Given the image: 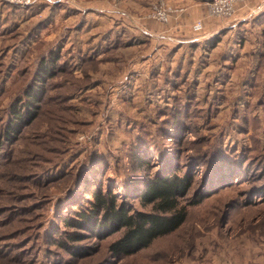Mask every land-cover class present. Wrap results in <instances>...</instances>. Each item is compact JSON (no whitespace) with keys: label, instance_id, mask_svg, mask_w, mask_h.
Here are the masks:
<instances>
[{"label":"rangeland","instance_id":"1","mask_svg":"<svg viewBox=\"0 0 264 264\" xmlns=\"http://www.w3.org/2000/svg\"><path fill=\"white\" fill-rule=\"evenodd\" d=\"M19 1L27 5L20 6ZM193 1L204 7L206 14L203 2ZM249 1L245 2L254 9L252 15L245 8L237 12L235 7L230 18L211 17L223 26L227 23L225 28L233 34L241 18L254 17L255 9L264 6V0ZM15 8L22 9V16L28 17L23 20L14 16L17 24H8L3 31L1 19L6 11ZM50 9L53 20L28 44L27 62L13 63L18 36L8 32L23 30L29 23L46 17ZM168 10L174 12L166 23L148 18L152 13ZM187 12L188 5L178 0H0V61L7 68L6 73L14 64L10 74L0 75V126L5 123V108L18 80L17 68L32 69L30 65L37 55L49 45L61 43L64 60L68 56L66 49L72 55L71 50L87 40L83 47L91 48L103 40L100 49L106 48L98 56L101 60L89 69V78L82 79L76 71L83 86L65 101L66 109L74 113L75 123H66L62 131L63 124H49L43 115L0 156V264H264V195H253L264 183L261 83L244 98V92L232 88L224 92V101L219 98L209 106L206 94L198 90L200 100L187 105L184 92L162 84L164 67L151 77L158 67L157 46L166 39H170V45L178 43L182 30L188 29L176 26L183 24ZM200 18L196 16L198 21L191 27L195 33L201 32L206 22ZM82 21L88 24L86 31L78 28ZM150 25L152 30H148ZM195 26L199 28L194 30ZM174 27L175 37L170 31ZM258 29L264 32V23ZM130 34L135 38L131 39ZM128 40L130 45L126 47ZM36 43L41 46L34 48ZM255 45L254 41L246 48L247 55ZM245 51L240 55L239 72L238 68L231 72L234 85L245 78ZM205 73L211 75L209 80L214 70ZM68 76L60 72L55 82L62 84L64 80L71 84L65 80ZM57 89L52 90L50 97ZM179 96L182 99L178 103L175 100ZM259 100L262 106H258ZM54 104L51 100L43 113H50ZM173 104L184 116V125L178 130L166 128L163 122ZM144 139L152 151L156 148L157 154L147 151L148 157L141 164L137 153L144 148ZM163 152L170 158L171 170L175 166L177 173H193L191 196L201 188L199 202L188 209L186 221L178 230L155 240L148 249L119 260L106 252L107 244L116 235L102 241L84 239L82 244L95 245V251L84 259L68 256L57 247L59 235L73 230L59 218L70 216L73 206L69 204L80 199L88 185L93 188L98 182L103 187L111 183L115 191L124 194L129 178L148 177L162 168L158 153ZM148 161L150 164H146ZM229 165L234 166V172L227 170ZM129 203L141 209L136 199Z\"/></svg>","mask_w":264,"mask_h":264},{"label":"trees","instance_id":"2","mask_svg":"<svg viewBox=\"0 0 264 264\" xmlns=\"http://www.w3.org/2000/svg\"><path fill=\"white\" fill-rule=\"evenodd\" d=\"M19 10L22 9L18 8L17 10L15 8L5 12L1 19L3 23L0 22L3 31L8 24L11 26L17 24L14 16L17 15V18L23 20L28 17V15L22 16ZM46 14V17L43 16L37 22L29 23L23 30L17 29L8 32L18 36L17 43L14 45L13 63L16 61L22 65L27 62L25 57L29 55V52H26L29 51L27 50L28 44L35 38V33L41 31L53 20L51 9ZM252 23L251 26L255 27L256 32L241 23L235 28L233 34H231V29H225L216 36L201 42H183L174 48L160 46L159 53L156 54L155 58L158 67L151 74V77H155V73L159 74L164 67L165 73L162 76V84L166 88L171 87L177 90V92H184L187 105L193 100L194 103L200 100L198 90L206 94L208 106L212 105L216 99L222 100L225 95L224 92L230 91L232 88H236L238 92H244L242 96L244 98L248 96V91L257 90L259 83H261V94L264 95V44L259 40L263 38L261 40L264 41V32L262 29L256 28L258 24L264 23V11H261ZM87 26L88 24L82 21L78 28L80 31H86ZM130 35L131 39L135 38V35ZM254 36L255 38L252 40ZM69 37L67 36V39ZM254 41L256 45L253 50L250 48V53L247 55L245 50ZM88 42L89 40L83 42V45ZM83 45L78 46L75 51L71 50L72 55L66 49L68 56L65 60L63 52L60 51L61 43L54 46L49 45L44 49V52L37 55V59L30 65L32 69L19 67V65V68L15 67L17 70L20 69L19 76L13 89L11 101L5 108V123L2 122L0 126V156L24 132H27L26 130L30 126L42 119L43 115L49 124H63L61 129L66 123H75L74 113H70L69 109H66L68 105H65V101L71 97L73 92L78 91L83 86V81H80L81 78L78 74L82 76V79L89 78V69L101 60L98 56L101 52L105 53L106 50L105 47L100 49L103 40L97 41V44L91 48L83 47ZM125 45L128 47L130 41L128 40ZM38 46L40 47L41 44L36 43L34 48ZM242 51H245L243 57L247 59L246 64L242 67L246 69L245 78L238 80V85H234L231 72L236 68L239 72ZM13 63L10 67L8 66L9 72L6 73L7 68L0 61V75L10 74L14 67ZM208 69L214 70L212 78L209 80L208 77L211 75L206 76L207 73H205ZM60 72L69 75L65 80L71 84L64 80L62 84L55 82L58 79L56 78L57 74ZM155 80L154 78L153 82ZM204 80L208 81L205 83L204 89H200ZM54 88L58 89L50 97ZM62 90L66 91L62 92ZM181 99L182 97L179 96L175 101L179 103ZM51 100L55 102L51 112L43 113L44 108L49 104L51 105ZM145 100L146 103L150 101L147 93ZM262 104V100H259L258 106H262ZM166 107L168 106L166 105ZM183 109L185 108L183 107ZM170 110L171 112L165 115L163 119L164 126L177 130L181 129L184 125L183 114L180 115V110L175 104ZM166 128L162 129L164 136L166 135ZM143 142L144 148L138 149L137 153L141 164H144L148 157L147 151H152V146L149 147L150 143L145 139ZM155 151L156 148L152 152ZM158 155L163 160L162 168L148 175V177L132 176L129 178L125 185L124 194L115 191L111 183H106L103 187L102 183L98 182L93 188L92 184L88 185L83 191L82 197L73 199L69 204L75 208L70 209V216L59 218L65 227L73 230L59 235L56 239L57 247L68 256L84 259L95 251V245L81 243L84 239L92 238L96 241H102L109 236L116 235L115 239L107 244L106 252L111 258L119 260L148 249L155 240L165 238L178 230L186 221L188 209L196 206L199 202L198 196L201 188H197L191 196L194 184L193 173L189 170L177 173L178 168L175 166L171 170L172 165L169 162L168 154L163 152L158 153ZM220 158L217 160L218 163L221 161ZM146 164H150L149 161ZM229 166L227 170L234 172V166ZM237 176L239 177V175ZM260 187L259 190L253 192V195H264V183ZM133 199L138 201L141 209L148 210L144 211L131 206L129 200ZM182 200L185 202L182 203Z\"/></svg>","mask_w":264,"mask_h":264},{"label":"crops","instance_id":"3","mask_svg":"<svg viewBox=\"0 0 264 264\" xmlns=\"http://www.w3.org/2000/svg\"><path fill=\"white\" fill-rule=\"evenodd\" d=\"M179 2H185V4L188 5V11L185 17V20L182 22L183 24L182 25H178L176 27H186L188 30H182L184 32H179L180 36H181V39L177 40L176 42H178L176 45L180 44V43H185V42H189V41H193V42H201V41H204V40H207L209 38H212L214 36H216L217 34L221 33L222 30H225V29H228V28H225L227 27V23L226 26L222 25V23H220V21H213V20H216V19H213L212 17L208 16L207 14L204 13V7L200 6L199 3H196L195 1H191L190 0H178ZM246 0H243L237 4L236 6V10L237 12L240 10V9H247L249 11V13H251L252 15V12H253V8L249 7L248 5H246ZM248 2H250L249 0H247ZM253 9V10H252ZM256 12L253 13L254 17L250 18V16L248 17H245V18H241V20H239L238 23H243L244 26H248L250 27V29H252L253 32H256V29L255 27L253 28L251 25L253 24L252 22L254 21V19L256 18V16L261 12V11H264V6L261 5L259 7H257L256 9ZM192 12H196L197 14H192ZM258 12V13H257ZM196 16H199L201 17L199 20L203 21L205 20L206 22L203 23L202 25V28H201V32H197L195 33V31H192L191 27L198 21V20H195V17ZM250 19V20H248ZM193 20V21H192ZM212 20V21H211ZM237 23V25H238ZM261 24V23H260ZM260 24L257 25L256 28L260 27ZM151 26V27H150ZM148 26V30H152L153 26L150 25ZM172 28L170 29L171 33L173 32L172 36L175 37V28ZM237 26L235 25V27L233 29H235ZM189 31V32H188ZM252 32V33H253ZM148 37L151 35L147 32L146 34ZM212 35V36H211ZM152 38V37H151ZM165 41V40H164ZM170 41V39H166L165 42L163 43H160V45L157 46L158 50L160 48V46H167V47H170V48H174L176 47V45H170L168 44V42Z\"/></svg>","mask_w":264,"mask_h":264},{"label":"built area","instance_id":"4","mask_svg":"<svg viewBox=\"0 0 264 264\" xmlns=\"http://www.w3.org/2000/svg\"><path fill=\"white\" fill-rule=\"evenodd\" d=\"M206 8V14L208 16H212L218 19H226L230 18L235 13V7L239 0H201ZM20 4V6L27 5V2H17ZM24 3V4H22ZM16 4V3H15ZM171 12H174L172 10H168L167 13L164 11L159 12L158 14L152 13L151 17H148L149 19H152L157 22L166 23L168 21V16ZM198 29L199 26L193 27V29ZM194 29V30H195Z\"/></svg>","mask_w":264,"mask_h":264}]
</instances>
